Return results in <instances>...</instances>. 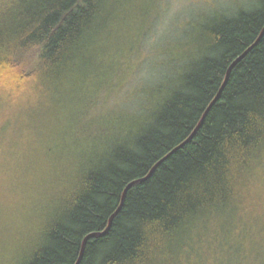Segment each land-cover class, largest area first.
<instances>
[{
    "label": "trees",
    "instance_id": "obj_1",
    "mask_svg": "<svg viewBox=\"0 0 264 264\" xmlns=\"http://www.w3.org/2000/svg\"><path fill=\"white\" fill-rule=\"evenodd\" d=\"M107 2L0 0V140L17 115L30 120L36 112L41 139L48 134L59 87L92 61L93 38L109 23ZM263 26L264 0L211 19L202 46L170 78L151 124L97 165L77 161L99 149L62 154L53 165L37 162V124L25 128L3 160L5 183L13 184L5 190L24 193L29 184L38 215L8 264H75L85 236L107 228L126 186L191 135L228 66ZM232 252L236 264H264L257 262L264 255V34L232 68L194 136L127 188L108 232L87 239L78 264H214Z\"/></svg>",
    "mask_w": 264,
    "mask_h": 264
},
{
    "label": "rangeland",
    "instance_id": "obj_2",
    "mask_svg": "<svg viewBox=\"0 0 264 264\" xmlns=\"http://www.w3.org/2000/svg\"><path fill=\"white\" fill-rule=\"evenodd\" d=\"M107 1L109 23L93 38L92 61L59 87V112L54 113L48 134L41 139L42 118L32 121L37 112L30 120L17 115L1 136L3 168L13 141L26 135L25 128L33 123L37 125L31 137L39 139L31 154L37 162L53 165L54 160H63L62 154L99 149L85 152L77 161V165H97L119 141L151 124L158 101L169 95L170 78L188 53L202 46L200 36L211 19L220 14L231 17L259 4V0ZM118 133L123 136L113 139ZM27 187L24 193L17 189L15 195L5 190L0 226L7 229L0 232V264L12 261L31 216L38 215L37 198ZM9 188L13 190V184L6 182L4 189ZM235 255L217 256L214 264H236ZM262 259L264 255L257 262Z\"/></svg>",
    "mask_w": 264,
    "mask_h": 264
},
{
    "label": "water",
    "instance_id": "obj_3",
    "mask_svg": "<svg viewBox=\"0 0 264 264\" xmlns=\"http://www.w3.org/2000/svg\"><path fill=\"white\" fill-rule=\"evenodd\" d=\"M264 34V26L260 32V34L258 35V37L256 38V40L241 54L239 55L238 57H236L231 63L230 65L228 66L227 68V71H226V75H225V78H224V81L221 85V87L219 88L215 98L210 102V104L207 106V108L205 109L204 113L202 114V117L199 121V123L197 124V126L195 127V129L193 130V132L191 133V135L182 143H180L179 145H177L175 148H173L166 156H164L162 159H160L152 168L151 170L149 171V173L145 176V177H142V178H139V179H136V180H133L131 181L127 186L126 188L124 189L123 193H122V197H121V202H120V205L118 206V208L115 210V212L110 216L109 218V221H108V225H107V228L102 231V232H93V233H90L88 234L87 236H85L83 242H82V246H81V251H80V254H79V257L76 261L75 264H78L81 260V257L83 255V251H84V248H85V244H86V241L88 238L92 237V236H103L104 234H106L111 226V223H112V219L114 217V215L119 211V209L121 208L122 204H123V201H124V197H125V193H126V190L129 186L135 184V183H138V182H143L145 181L154 171V169L156 168V166L161 163L163 160H165L167 157H169L174 151H176L177 149H179L180 147H182L185 143H187L195 134V132L197 131V129L200 127L201 123L203 122L206 114L208 113V111L210 110V108L212 107V105L214 104V102L218 99L221 91L223 90L224 86L226 85L227 83V80L229 78V74H230V71L232 70V68L235 66L236 63H238L243 57H245V55L254 47L258 44V42L260 41V39L262 38Z\"/></svg>",
    "mask_w": 264,
    "mask_h": 264
},
{
    "label": "snow or ice",
    "instance_id": "obj_4",
    "mask_svg": "<svg viewBox=\"0 0 264 264\" xmlns=\"http://www.w3.org/2000/svg\"><path fill=\"white\" fill-rule=\"evenodd\" d=\"M0 152H2V149H0ZM4 185H5V175H4L2 160H0V206H2L3 204L4 195H5Z\"/></svg>",
    "mask_w": 264,
    "mask_h": 264
}]
</instances>
